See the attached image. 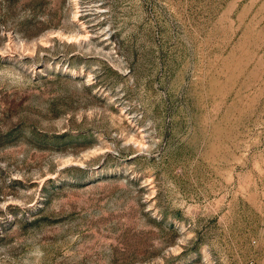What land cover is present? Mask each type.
I'll use <instances>...</instances> for the list:
<instances>
[{"label": "rangeland", "instance_id": "rangeland-1", "mask_svg": "<svg viewBox=\"0 0 264 264\" xmlns=\"http://www.w3.org/2000/svg\"><path fill=\"white\" fill-rule=\"evenodd\" d=\"M0 264H264V0H0Z\"/></svg>", "mask_w": 264, "mask_h": 264}]
</instances>
